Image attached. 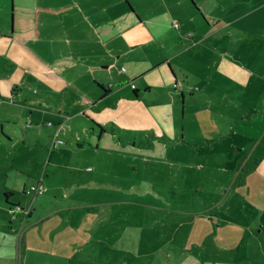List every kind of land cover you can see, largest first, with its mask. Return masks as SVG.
<instances>
[{
    "label": "crops",
    "instance_id": "1",
    "mask_svg": "<svg viewBox=\"0 0 264 264\" xmlns=\"http://www.w3.org/2000/svg\"><path fill=\"white\" fill-rule=\"evenodd\" d=\"M11 11L10 29L0 24V95L6 97L0 103V196L6 195L10 210L15 205L11 197L39 184L45 193L65 190L49 180L59 177L56 168L65 164L76 178L85 179L86 160L101 149L154 153L138 147L137 140L123 145L118 132L126 131L128 119L122 108H147L164 140L187 146L186 109L179 120L176 108L214 96L208 103H215L216 114L230 113V106L238 105L241 85L264 82V0H13ZM212 68L227 82L217 83ZM25 91L30 94L25 102L7 101L23 100ZM245 107L248 115L232 110L238 116L230 118L237 140L219 150L264 158V139L238 140L240 124L254 127V115L264 113ZM75 182V193L92 187ZM11 202L20 206L22 201ZM253 210L258 234L247 217L242 226L223 219L237 241L232 246L236 258L216 263L258 264L251 258L261 255L255 244L264 254V207L253 205ZM87 215L82 229L94 232L97 214L92 224ZM184 227L191 240L196 229L201 240L212 234L207 220H189ZM213 235L221 238L217 231ZM228 238L222 236L223 241ZM229 248L225 243L222 250ZM10 249L13 260L22 254L20 246Z\"/></svg>",
    "mask_w": 264,
    "mask_h": 264
},
{
    "label": "rangeland",
    "instance_id": "2",
    "mask_svg": "<svg viewBox=\"0 0 264 264\" xmlns=\"http://www.w3.org/2000/svg\"><path fill=\"white\" fill-rule=\"evenodd\" d=\"M12 1L0 0V8L4 10L0 11V20L4 15V23L0 24L8 26L7 29L12 26ZM19 61L23 62V58ZM17 68L22 67L17 65ZM210 75L217 83L227 82L220 81L213 68ZM10 78L11 81L12 76ZM240 90L238 105H231L230 113L216 114L215 103H208L214 96L188 100V108H176L175 116L179 120L184 109L187 110V146L181 143L174 147L172 141L164 140L156 127L159 122L151 120L147 108H122L128 119L123 125L126 131L118 132L123 145L137 140L138 147L146 151L154 149V153L116 154L101 149L86 160L85 179L76 178L77 173H72L73 168H68V164L66 168H56L60 176L49 180L55 181V188L65 186V190L36 195L30 188L25 195L17 193L10 198V204L15 207L17 202L11 200L21 199L19 207L24 211L14 216L2 193L0 264L16 261L17 256L13 260L10 253V248L15 246L22 250V264H219L216 262L235 259L232 246L237 241L223 219L242 226V217H247L252 230L258 234L260 223L255 222L253 205L264 207V158L246 151L225 155L226 151L219 150L223 143L230 148L237 140L235 122L230 118L237 112L241 117L248 115L249 108L245 104L259 112L264 110V101H261L264 82L251 80L241 85ZM27 91L23 100L7 101L25 102L30 97ZM5 99L0 95V103ZM196 108L205 109L199 114L195 113ZM144 109L146 111L142 112ZM254 116V127L240 124L239 141L264 139V113ZM152 135L163 146L154 143ZM55 163L51 162V170ZM88 168L94 172H88ZM36 170L35 167L33 172ZM0 180L4 177L0 176ZM75 181L92 187L85 193H75ZM76 199L81 203L73 204ZM70 204L72 208H68ZM55 213L59 214L55 216ZM87 214L91 224L97 214L94 232L82 229V216ZM189 220H207L212 233L209 239L201 240L197 229L194 239H189L184 227ZM261 223L264 225V218ZM216 231L220 234L219 240L213 235ZM224 234L229 237L226 241L222 239ZM261 234L264 235V229ZM225 243L230 246L228 250H222ZM254 246L261 255L251 259L264 264L263 249L257 244Z\"/></svg>",
    "mask_w": 264,
    "mask_h": 264
},
{
    "label": "built area",
    "instance_id": "3",
    "mask_svg": "<svg viewBox=\"0 0 264 264\" xmlns=\"http://www.w3.org/2000/svg\"><path fill=\"white\" fill-rule=\"evenodd\" d=\"M123 71H125V70L123 69ZM133 88H135V87L133 86ZM58 143H59V144H63L62 141H58ZM31 191H32V192H35L36 195H42V194L45 193V187H44L43 185L39 184V185L36 186V187H32ZM14 208H15V209L12 208V209L10 210L12 216H14V214H17L19 211H24V209H21L19 206H16V207H14ZM27 214H28V212H27ZM13 219H14V217H13ZM20 238H21V237H20ZM21 260H22V254H21V252H19V253L17 254V258H16V261H15L14 264H22V261H21Z\"/></svg>",
    "mask_w": 264,
    "mask_h": 264
}]
</instances>
